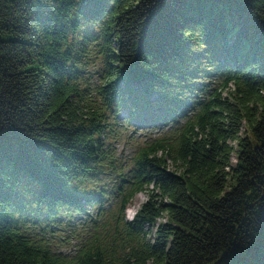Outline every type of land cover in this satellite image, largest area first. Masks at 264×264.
Returning <instances> with one entry per match:
<instances>
[{
	"label": "trees",
	"instance_id": "16d2710c",
	"mask_svg": "<svg viewBox=\"0 0 264 264\" xmlns=\"http://www.w3.org/2000/svg\"><path fill=\"white\" fill-rule=\"evenodd\" d=\"M93 47L95 97L82 76ZM197 72L233 90L193 114L186 101L210 91ZM140 118L184 125L124 167L109 135ZM107 201L114 235L73 259L46 224L33 231L88 206L105 217ZM0 264H264V0H0Z\"/></svg>",
	"mask_w": 264,
	"mask_h": 264
},
{
	"label": "rangeland",
	"instance_id": "374dc122",
	"mask_svg": "<svg viewBox=\"0 0 264 264\" xmlns=\"http://www.w3.org/2000/svg\"><path fill=\"white\" fill-rule=\"evenodd\" d=\"M88 63L85 64L84 71L85 73L82 75L83 80L87 83V85L91 88L92 96L95 97V89L102 83L103 76V62L102 57L98 54V48L93 47L90 50V54L88 56ZM203 69V68H198ZM188 71L192 72L193 69H188ZM194 72V71H193ZM213 72H205L196 74L202 76V79L195 78V81H198L197 88L202 90L209 89L210 91H197L196 97L194 99H189L186 101L188 104V110L193 112L196 104L194 102L201 103L205 101L206 98H209V93H216L222 99H227L230 91L233 90L232 86L229 84L227 88H222L221 80H218L216 75L210 76ZM204 94V95H203ZM157 95L153 94L151 100L153 102L156 101ZM192 115V113L190 114ZM127 117V110L120 113L117 116V123L121 124L123 119ZM147 121V119H146ZM144 119H139L138 121H131L130 126L126 129H122V127L116 128V135L109 137L113 138L110 140L111 149L114 150V154L116 156L117 162L121 163L122 166L127 167L130 164L132 157L135 155L137 149L147 141L152 139H156L159 137H176L184 125V120L180 119L176 124H165L159 125L153 128H145ZM149 126V125H148ZM198 131L197 128H194V132ZM245 127L242 126L240 131V137H245ZM175 141V140H174ZM234 147H236V142L231 143ZM235 158H232L231 164L233 165L235 162ZM168 170L175 171L177 168L176 165L169 159L167 161ZM100 182H96L97 185H102L103 183H107V189H111L113 192V179L110 180L107 176H103L98 179ZM109 181V182H108ZM90 184V182L88 181ZM107 196V195H106ZM110 196H113L112 194ZM147 200L146 193L136 194L131 202L126 206V209L123 212V217L125 221H129L132 215L140 208V206ZM84 213H78L68 216H59L56 219V223H50L49 221L43 220L39 224L36 225V228L33 230L35 234L40 233V229L43 225L46 224V230L42 231V234H45L48 239H50L54 245L53 251L55 254L60 255L63 258L73 259L75 257L76 251L82 245V243L90 242L94 239L95 235H99L101 238H111L115 233V223L110 220V215L117 211V205L113 202H105L103 204V212L105 217L99 216L97 217L98 210L97 208H93L91 206L82 208ZM100 219V220H99ZM97 224L98 230L93 229L92 226ZM153 239V230L147 235V241L152 242Z\"/></svg>",
	"mask_w": 264,
	"mask_h": 264
}]
</instances>
